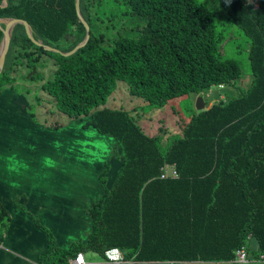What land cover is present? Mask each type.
<instances>
[{"label":"trees","instance_id":"16d2710c","mask_svg":"<svg viewBox=\"0 0 264 264\" xmlns=\"http://www.w3.org/2000/svg\"><path fill=\"white\" fill-rule=\"evenodd\" d=\"M112 2L117 12L131 13L128 20L137 23V35L119 36L108 48L104 36L94 32L100 16L93 10L101 9L102 0H80L91 37L79 51L64 56L45 47L68 53L86 38L76 0H7L4 7L0 0V19L26 21L42 44L35 45L23 25L14 27L0 93L16 90L14 73L20 67L30 69L25 80L43 81L38 63L48 56L56 69L41 89L56 111L70 121L89 118L88 126L112 136L122 150L112 190L107 188L108 163L99 177L104 195L89 210L93 231L86 245L57 247L51 230L35 218L48 237L49 253L40 264H71L88 252L103 258L116 248L128 264H238L236 252L245 245L258 261L264 255V0H218L250 45L252 82L240 97L178 124L180 134L166 149L162 137L148 136L131 112L107 107L118 82L127 84L145 107L163 109L180 97L233 87L242 67L235 59L222 58L227 34L209 0ZM3 38L0 28V47ZM43 127L58 131L65 124ZM167 165L175 166L177 179H161ZM10 222L0 202V234Z\"/></svg>","mask_w":264,"mask_h":264},{"label":"crops","instance_id":"0c3cea01","mask_svg":"<svg viewBox=\"0 0 264 264\" xmlns=\"http://www.w3.org/2000/svg\"><path fill=\"white\" fill-rule=\"evenodd\" d=\"M28 107L18 91L0 93V202L11 215L0 234V264H40L49 253L35 218L51 230L57 247L86 245L93 231L89 210L104 195L99 177L108 163L112 190L123 164L116 140L88 126L89 118L53 131L33 122ZM80 254L93 264H112L94 252Z\"/></svg>","mask_w":264,"mask_h":264},{"label":"rangeland","instance_id":"374dc122","mask_svg":"<svg viewBox=\"0 0 264 264\" xmlns=\"http://www.w3.org/2000/svg\"><path fill=\"white\" fill-rule=\"evenodd\" d=\"M99 0H92V3H98ZM253 0H248L252 3ZM210 7L216 12L220 28L224 29L227 39L222 45V58H232L240 63L243 75L236 81L233 87H212L210 90L204 91L201 95L191 94L186 97L177 98L169 102L163 109H152L145 107L141 99L133 97L128 89L127 84L118 82L117 90L109 99L107 107L112 109L127 110L137 119L145 133L150 137H162L163 148L172 141V138L179 135L178 124L189 122L194 114L197 113V102L200 97L203 98L206 108L209 109L215 104L225 103L226 101L240 97L249 89L252 82L250 62L248 53L250 45L242 32L232 23L227 13L220 7L218 0H209ZM116 3L112 0H102L101 9L98 11L100 21L94 27L96 34H102L106 39L104 44L111 48L114 40L119 36H136L137 23L129 21L130 12L116 10ZM94 12V13H95ZM117 16L116 19L113 16ZM60 49L64 47L63 43H59ZM38 74L43 77V81L25 80L30 69L20 67L14 73L16 78V91L20 95L25 96L29 103V112L36 115L39 123L52 124L55 121L64 123L70 122L65 116L58 113L54 106V101L45 92L42 91V85L47 82L54 73L56 67L54 60L48 56H43L42 62L38 63ZM145 107V108H144ZM34 122V121H33ZM252 245L256 247V242ZM123 254V253H122ZM248 264H261L249 256ZM187 264H229V263H187Z\"/></svg>","mask_w":264,"mask_h":264},{"label":"water","instance_id":"95a60500","mask_svg":"<svg viewBox=\"0 0 264 264\" xmlns=\"http://www.w3.org/2000/svg\"><path fill=\"white\" fill-rule=\"evenodd\" d=\"M6 4H7V0H3L1 7H4ZM76 9H77V14H78L80 21L83 23V25L86 28V38L84 39V41L82 43H80L73 51L68 52V53H62L57 49H53V48H49V47H45L46 50H49V51L55 52V53H61L64 56H70V55H73L74 53H76L77 51H79L82 47L86 46V44L89 42L90 37H91L90 28H89L88 24L86 23L83 15L81 13L80 0H76ZM2 24H5L4 29L1 27ZM18 24H21L25 27L28 37L33 41V43L35 45L42 46V44L40 42L36 41L33 38L31 28L26 21L18 20V19H0V28L3 30V33H4V38L2 41V45L0 47V73L2 72V70L4 68L6 57H7L9 48H10L12 31H13L14 27ZM204 110H206V104H205V101L203 100V98L200 97L198 99V102H197V111L201 112Z\"/></svg>","mask_w":264,"mask_h":264},{"label":"built area","instance_id":"2783aa9c","mask_svg":"<svg viewBox=\"0 0 264 264\" xmlns=\"http://www.w3.org/2000/svg\"><path fill=\"white\" fill-rule=\"evenodd\" d=\"M179 174L175 166L167 165L162 169L161 179H177ZM105 258L107 261L112 264H128L129 262L124 259L122 252L118 249H111L105 253ZM249 252L247 246H243L240 250L236 252L235 263L238 264H248L249 261ZM258 262L264 264V255L259 256ZM71 264H93L87 261L84 254H79L75 260L71 261Z\"/></svg>","mask_w":264,"mask_h":264}]
</instances>
